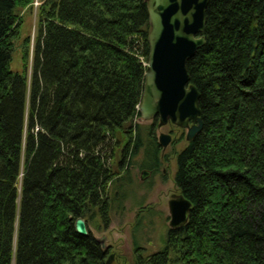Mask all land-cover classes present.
Listing matches in <instances>:
<instances>
[{"label": "trees", "instance_id": "trees-1", "mask_svg": "<svg viewBox=\"0 0 264 264\" xmlns=\"http://www.w3.org/2000/svg\"><path fill=\"white\" fill-rule=\"evenodd\" d=\"M33 2L0 0V264H105L88 221L107 226L113 177L141 147L146 1L40 0L28 79L9 37ZM202 33L186 62L202 126L175 158L188 216L134 264H264V0H208ZM149 132L141 167L160 150Z\"/></svg>", "mask_w": 264, "mask_h": 264}, {"label": "rangeland", "instance_id": "rangeland-1", "mask_svg": "<svg viewBox=\"0 0 264 264\" xmlns=\"http://www.w3.org/2000/svg\"><path fill=\"white\" fill-rule=\"evenodd\" d=\"M39 3L40 0H34L32 6L27 4L17 10L19 22L15 34L9 37L12 43L10 68L23 71L25 67L28 79L38 30L36 9ZM135 121L138 123L141 147L130 158L127 164L130 169L127 174L125 173L126 177H123V172L121 174V201L116 196L113 202L109 203V210H106L110 218L108 227H103L96 212L88 221V227L96 238L102 235L107 237L105 243L111 247L110 250L112 249L111 252L114 254L109 264H134L137 252L146 256L162 248L169 227L168 199L171 193L178 192L174 182L175 158L177 151L187 141L184 137L185 132L182 135L181 129L169 124L158 126V120L154 118L145 120L137 116ZM150 126L156 139L161 131L168 132L171 138L167 145L160 146L152 166H142L148 173L141 179L140 173L143 169L141 165L150 164L152 160ZM118 181V178L114 179L110 185L114 191L118 190L115 189Z\"/></svg>", "mask_w": 264, "mask_h": 264}, {"label": "water", "instance_id": "water-1", "mask_svg": "<svg viewBox=\"0 0 264 264\" xmlns=\"http://www.w3.org/2000/svg\"><path fill=\"white\" fill-rule=\"evenodd\" d=\"M148 13V52L142 92L137 110L142 119L154 117L158 126L171 121L185 127V138H193L202 126L198 91L189 80L186 62L204 43L205 9L208 0H145ZM190 123V124H189ZM170 134L161 131L160 146L170 141ZM148 171L141 170L140 178ZM190 201L181 192L168 199L169 227L182 225L188 216ZM74 229L87 234L85 220L77 216ZM105 245V235L97 238ZM112 253L105 259L109 264Z\"/></svg>", "mask_w": 264, "mask_h": 264}, {"label": "flooded vegetation", "instance_id": "flooded-vegetation-1", "mask_svg": "<svg viewBox=\"0 0 264 264\" xmlns=\"http://www.w3.org/2000/svg\"><path fill=\"white\" fill-rule=\"evenodd\" d=\"M156 117H154V119H155ZM157 119V118H156ZM166 124H169V125H173L174 127H176L177 129H181L182 130V135L184 134V132H185V127H181V126H178L177 124H174V123H172L171 121H168ZM190 124V123H189ZM184 130V131H183ZM171 131V130H170ZM184 137H185V135H184ZM186 139V138H185ZM187 140V139H186ZM132 166H136V165H132ZM114 179H116L117 180V178H118V184L116 183V187L117 188H115V189H118V190H115L114 191V189H112V190H110L111 189V186H110V188H109V190H108V192H107V194H106V200H108V203H110V202H113V199H114V197H118L119 199H120V201H121V171L115 176V177H113ZM179 192V191H178ZM177 192V193H178ZM171 194H173V193H171ZM171 194H170V197H171ZM109 205V204H108ZM120 205H121V202H120ZM108 210H109V208H108ZM107 210V211H108ZM109 224V223H108ZM108 224H107V226H105V227H108ZM106 239H107V237H106V235H105V242H106ZM101 245V244H100ZM101 247L104 249V252H105V256H104V263H105V257H107L110 253H112L111 252V250H110V248L111 247H109L108 245H106V243H105V245L104 246H102L101 245ZM113 251V250H112ZM113 253H112V257H113ZM111 257V258H112Z\"/></svg>", "mask_w": 264, "mask_h": 264}, {"label": "built area", "instance_id": "built-area-1", "mask_svg": "<svg viewBox=\"0 0 264 264\" xmlns=\"http://www.w3.org/2000/svg\"><path fill=\"white\" fill-rule=\"evenodd\" d=\"M139 58H140L142 64L145 66L146 65V61L143 59V56H139Z\"/></svg>", "mask_w": 264, "mask_h": 264}]
</instances>
